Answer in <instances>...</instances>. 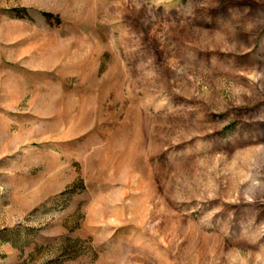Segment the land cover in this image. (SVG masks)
Segmentation results:
<instances>
[{
    "label": "rangeland",
    "instance_id": "1",
    "mask_svg": "<svg viewBox=\"0 0 264 264\" xmlns=\"http://www.w3.org/2000/svg\"><path fill=\"white\" fill-rule=\"evenodd\" d=\"M0 264H264V0H0Z\"/></svg>",
    "mask_w": 264,
    "mask_h": 264
}]
</instances>
